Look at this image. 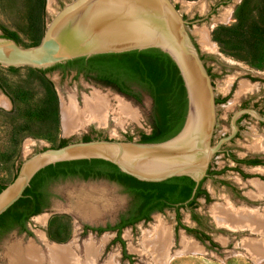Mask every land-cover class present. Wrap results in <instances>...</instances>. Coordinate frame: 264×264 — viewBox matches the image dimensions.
Segmentation results:
<instances>
[{
    "label": "rangeland",
    "instance_id": "1",
    "mask_svg": "<svg viewBox=\"0 0 264 264\" xmlns=\"http://www.w3.org/2000/svg\"><path fill=\"white\" fill-rule=\"evenodd\" d=\"M68 1L44 0L43 16L40 17L36 7L38 0H0V36L12 34L20 46H33L40 36V28L45 27L52 14ZM171 1L190 22L187 29L199 48L205 66L212 73L215 99L221 101L216 105L214 145L225 133H229L230 117L240 109V105L258 106V109L264 110V0H232L207 19L204 17L216 0ZM241 18H244L243 22ZM241 24L243 26L238 28ZM202 30L206 31L213 45L211 51L202 48ZM241 83L248 84L250 90L238 95ZM94 91L108 99L110 112L107 122L103 126L91 123L66 134L62 124V103L73 98L83 108V97L90 96ZM134 92L138 93L139 101L125 97L74 70L58 68L41 73L29 67L11 69L0 66V98L3 100V104H0V185L7 186L13 181L25 158L45 148H57L63 140L67 143L79 142L84 138H131L139 141L141 134H150L153 101L148 93L137 87H134ZM115 97L129 106L136 119L126 117L121 119L122 123L119 122ZM55 110L57 123L53 120ZM37 113L43 114V117H35ZM256 142H261L263 146L254 149ZM228 153L236 158L261 157L264 160V127L252 116L244 118L240 123L239 136L214 155L209 168L223 170L219 176L205 179L202 183L209 194L207 203L200 197L192 210L182 208L177 212L165 209L153 213L148 221L120 231L123 244L117 240V232L109 230L127 215L131 205V198L121 187L103 179L84 181L67 178L52 182L47 187L49 198L46 207L27 221L25 230L14 228L0 237V264L9 263L5 251L12 243L18 242L23 246L32 243L45 252L46 246L39 233L44 235L48 244L64 246L71 243L73 247H78L76 252L80 257L84 254L85 245L92 242L94 247L99 246L94 264H105L110 259L112 264H147L148 257L135 250L139 248L142 236L159 224L158 220L170 228L172 236L170 256L165 264H264V257L254 259L241 247L246 240L255 238L253 234L246 230L235 232L221 228L215 221L213 207L216 205L230 203L235 208L243 206L264 210V196L251 184L257 181L264 185V166L245 168L247 178L241 180L233 168L234 164L226 160L225 154ZM81 186L107 190L105 197L112 207L97 221L79 218L63 208L68 200L66 193H73ZM193 214L197 219L191 218ZM40 217H45L46 222L38 224ZM85 227L103 229V232L96 233ZM198 237H201V241ZM182 238L193 241L199 251H184L180 244Z\"/></svg>",
    "mask_w": 264,
    "mask_h": 264
},
{
    "label": "water",
    "instance_id": "2",
    "mask_svg": "<svg viewBox=\"0 0 264 264\" xmlns=\"http://www.w3.org/2000/svg\"><path fill=\"white\" fill-rule=\"evenodd\" d=\"M187 25L171 0H70L52 14L38 45L22 47L0 36V66L42 71L80 58L157 49L174 63L186 97L182 128L166 141L96 139L31 154L0 192V215L22 197L39 171L81 160L110 163L140 182L189 178L195 185L184 205L193 199L212 158L232 136L212 143L217 121L215 91ZM242 113L264 122L254 110L239 111L231 119L233 133Z\"/></svg>",
    "mask_w": 264,
    "mask_h": 264
},
{
    "label": "trees",
    "instance_id": "3",
    "mask_svg": "<svg viewBox=\"0 0 264 264\" xmlns=\"http://www.w3.org/2000/svg\"><path fill=\"white\" fill-rule=\"evenodd\" d=\"M38 16H43L44 0L36 3ZM244 18H241L243 22ZM243 26L242 24L238 27ZM242 31V29L240 30ZM44 32V26L40 28V36L37 42L30 47L39 44ZM243 33L244 30L242 31ZM237 34H240L237 32ZM248 34V33H247ZM1 37L18 41L12 34ZM76 70L86 76L96 75V81L109 86L119 94L139 101L138 93L134 87L149 94L153 101V121L150 134H141V143H159L174 137L182 128L186 113L185 90L174 63L170 58L157 49L144 51H132L123 54H108L93 56L88 59L80 58L68 61L63 65H56L47 70H37L41 73L51 69ZM12 69V68H11ZM54 108L56 103L54 102ZM53 120L57 123V113ZM35 117H43L37 113ZM131 141V138H127ZM82 141H89L84 138ZM68 144L61 141L58 147ZM67 178H79L82 180L105 179L123 188L135 202L138 216L128 220L121 219V223L109 230L117 232V240H120V231L133 226L140 221H148L153 212H162L174 204L182 205L189 200L194 188V183L186 177L172 178L160 183L140 182L121 173L114 165L101 160H81L73 162L57 163L39 171L31 180L29 187L22 197L12 205L5 213L0 215V237L14 228L24 231L25 225L31 216L40 214L46 207L49 194L47 187L55 181ZM5 186L0 185V192ZM202 192L197 190L196 196ZM167 201V204H161ZM193 201L188 203V206ZM103 232V229H96ZM191 233L190 230H188Z\"/></svg>",
    "mask_w": 264,
    "mask_h": 264
},
{
    "label": "bare ground",
    "instance_id": "4",
    "mask_svg": "<svg viewBox=\"0 0 264 264\" xmlns=\"http://www.w3.org/2000/svg\"><path fill=\"white\" fill-rule=\"evenodd\" d=\"M200 43L205 50H212L213 45L210 44L205 30L200 31ZM248 90H250V86L246 83H241L238 95ZM107 100L105 96L94 91L90 96L83 97V108L79 107L73 98L68 102H63L61 114L66 134L74 133L91 123L103 126L107 122L106 120L110 112ZM116 100L118 101L117 107L119 109L118 114L120 116L118 117L120 123H122L121 119L126 117L136 119L129 110V106L123 100L118 99V97ZM0 104H3L1 98ZM259 146L263 145L261 142H256L253 148L258 149ZM251 184L258 190L260 195L264 196L263 184L257 181L251 182ZM106 191L105 188L81 186L79 190H75L73 193H66L68 194V200L67 205L63 206V208L79 218L90 222L97 221L103 213L105 214L112 207L109 200L105 197ZM227 204L225 206L216 205L213 207L215 221L218 226L235 232L249 231L255 238L246 240L242 243L241 247L254 259L258 260L264 257V210L249 209L243 206L235 208L236 206L234 207L230 203ZM44 222H46L45 217L37 219L38 224H43ZM158 222L159 224L154 227L153 231L147 232L142 236L139 248L135 250L138 254H145L148 257L149 261L147 264H165V261L170 256V247L172 245L171 230L169 227L161 224L160 220ZM39 235L46 246L45 252H42L41 248H37L32 243H29L27 246H23L18 242L12 243L6 247L5 251L8 264L95 263L99 246L94 247L92 242L85 245L84 254L80 257L76 252L78 247H73L71 243L64 246L52 245L45 241L42 233H39ZM180 244L184 251H199L198 246L193 241L182 238ZM105 264H112L111 259Z\"/></svg>",
    "mask_w": 264,
    "mask_h": 264
},
{
    "label": "flooded vegetation",
    "instance_id": "5",
    "mask_svg": "<svg viewBox=\"0 0 264 264\" xmlns=\"http://www.w3.org/2000/svg\"><path fill=\"white\" fill-rule=\"evenodd\" d=\"M230 1H232V0H216V2L215 3H212L211 5H210V8H209V10H208V12H207V15L204 17V19H207L211 14H213V13H215L221 6H223V5H227V3H229ZM176 6V5H175ZM177 8V7H176ZM178 9V8H177ZM183 16V15H182ZM183 18L186 20V18L183 16ZM190 22H188V24H189ZM207 70H208V73L210 74L211 73V71L207 68ZM75 71V73H77V71L76 70H74ZM78 74V73H77ZM212 74V73H211ZM85 75V74H84ZM89 77H91L96 83H98V84H100V85H102V86H104L103 84H101V83H99V82H97L96 81V75H94V74H90V75H88ZM211 76V78L213 77L212 75H210ZM105 87H109V86H105ZM110 88V87H109ZM112 89V88H111ZM230 92H231V89L228 91V94H230ZM227 94V95H228ZM221 101H218V100H216V105L217 104H219ZM229 105V104H228ZM223 107L224 108H226L227 107V105H223ZM246 109H251V110H254L255 112H257L261 117H264V110H261V109H258V106H257V108H255L254 106H253V108L252 107H246V106H244V107H242V105H240V109H238V110H236V111H234V113L231 115V117H230V120H229V123H230V131H229V133H225L219 140H221V139H224V138H228V137H230V136H232L228 141H226V142H224L222 145H221V149L227 144V143H231V142H233L238 136H239V134H240V123H241V121L244 119V118H247L248 116H252V115H250V114H248V113H242V114H240L237 118H236V120H235V125H236V130H235V132L233 133V129H232V126H231V119H232V117L237 113V112H239V111H242V110H246ZM253 117V119H255L256 120V122L259 124V125H261V126H263L264 127V122H262V121H260V120H258L256 117H254V116H252ZM218 140V141H219ZM220 149V150H221ZM258 151V150H257ZM218 153H220V151L218 152ZM218 153H216V154H218ZM215 154V155H216ZM226 155V160L227 159H229L233 164H234V170L236 171V173L238 174V176H239V179H241V180H244V179H246L247 178V173L244 171V169L245 168H258V167H263L264 166V160L261 158V157H250V158H240V157H238V158H236L235 156H233V155H231L230 153H228V154H225ZM223 170V169H222ZM221 170V171H222ZM221 171L220 170H212L211 168H209V170H208V172H207V176L204 178V180L205 179H208V178H215V177H217V176H219L220 174H221ZM79 179V178H78ZM82 180V179H81ZM89 180H93V179H89ZM103 180H105V179H103ZM204 180L199 184V186H198V188H197V190L199 191V192H202V194H200L199 196H196V193H195V195H194V197H193V199L191 200V201H193L192 202V204L190 205V206H188V204L187 205H184V203L182 204V205H180V204H174L172 207H170V208H165V209H174L175 211H179L180 209H182V208H187V209H193V207L194 206H196L197 205V203L199 202V198L200 197H202V200H203V202L204 203H207L208 202V200H209V194H207L206 192H205V190L203 189V187H202V183L204 182ZM84 181H86V180H84ZM106 181H108V180H106ZM110 182V181H109ZM111 183H113V182H111ZM115 184V183H114ZM117 185V184H116ZM119 186V185H118ZM120 187V186H119ZM122 188V187H121ZM123 189V188H122ZM197 192V191H196ZM130 198H131V205H130V207H129V209H128V211H127V215L124 217V220H128L130 217H131V215L133 216V217H135V216H138V213H136L137 211H135L136 210V207L137 206H135V202H134V199L129 195V194H127ZM256 201H258V200H256ZM168 202L167 201H161V204H167ZM164 209V210H165ZM163 210V211H164ZM162 211V212H163ZM193 212H194V210H193ZM153 213H160V212H153ZM152 213V214H153ZM151 214V215H152ZM37 215H39V214H37ZM36 216V215H35ZM32 217H34V216H31L28 220H30ZM193 220H195V219H197V217L195 216V214H193V217H191ZM140 222H145V221H140ZM121 223V219H120V221H119V223L118 224H120ZM15 229H18L19 230V228H15ZM85 229L86 230H91V231H94V232H96V233H99V232H97L96 231V229H93V228H89V227H85ZM21 231V230H20ZM186 231L188 232V230L186 229ZM189 233V232H188ZM190 234H193V233H190ZM117 236L118 235H116V238H117ZM205 237V236H204ZM199 238V240L201 241V237H198ZM206 238V237H205ZM47 239V238H46ZM121 240V239H120ZM207 240H210V238H208ZM97 259V258H96Z\"/></svg>",
    "mask_w": 264,
    "mask_h": 264
}]
</instances>
